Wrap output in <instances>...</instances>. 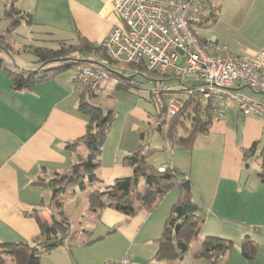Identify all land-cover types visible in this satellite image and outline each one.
Masks as SVG:
<instances>
[{"label":"crops","instance_id":"0c3cea01","mask_svg":"<svg viewBox=\"0 0 264 264\" xmlns=\"http://www.w3.org/2000/svg\"><path fill=\"white\" fill-rule=\"evenodd\" d=\"M7 1L0 0V24L5 22V28L9 27L10 20L1 12L4 13ZM12 3L17 9L31 14L33 24L26 25L38 27L41 33H49L53 38L58 35L59 40H68L67 36L75 40L81 35L100 45L113 26L120 23L113 0H14ZM211 4L216 22L222 19L227 32L232 34L218 37L224 48L233 54L250 57L264 48V0H219L218 4ZM23 50H26L25 46ZM85 59L104 67L103 60L99 61L97 57ZM62 66V63H54L47 68L42 65L27 69L15 62V67L6 66L9 70L0 68V264L27 263L25 255L5 246H37L39 250H45L41 243L60 240V244L39 253L35 264H103L106 260H119L125 254L131 264H177L178 259H183L189 252L191 244L179 257L168 242L159 240L179 198L178 188L167 193L151 211L137 201L140 207L131 215L111 208L99 210L97 200L91 195L93 188L103 189L116 178L133 172L130 166L124 165L123 158L137 149L131 148L132 143L121 149V133L112 135L109 130L101 151L93 154V165L89 169L96 174L92 168L100 166L96 175L101 183L86 190L71 187L73 190L66 193L63 189L59 192L53 189L52 179L70 172L74 159L86 157L87 161L93 153L85 137L91 116L82 108V103L86 102L83 101L84 87L79 88L72 82L74 65L67 70H61ZM19 68L38 73L29 88L16 91L11 70L18 71ZM167 84L168 81L163 86ZM233 87L240 92L244 88L237 83ZM252 90L264 95L256 88ZM94 93L96 96V91ZM241 93L264 102V96ZM241 114L232 106L219 120L235 116V122H242L244 133L240 142L235 134L226 132L222 137L221 133L224 142L220 160L208 156L200 165L203 175L197 180L203 187L194 184L193 165L185 172L173 158L167 163L168 160L152 159L154 153L149 156L157 168L170 164L191 180L193 189L194 185L197 187L192 190V200L198 193L203 201H209L205 210L199 207L202 211L199 213H204L205 219L196 239L202 237L204 231L205 236L229 241L227 252L215 258L200 255L203 249L196 251L194 255L198 262L208 259L210 264H264V172L259 160L257 170L249 164L243 166L244 161L255 157L264 134V120L260 116L244 115L246 117L241 121ZM213 122L214 119L209 132L200 134L208 136ZM134 130L139 131L143 135L140 140H144L145 130L139 124L134 123ZM114 137H118V141ZM107 146L111 150L105 153ZM209 181L214 182V189L211 199H206L203 191ZM50 189L54 190L53 195ZM154 202L155 196L150 195L148 205ZM62 216L65 219H61ZM73 227L79 235L77 241L66 237ZM246 237L256 248L251 257L245 256L241 249Z\"/></svg>","mask_w":264,"mask_h":264},{"label":"built area","instance_id":"2783aa9c","mask_svg":"<svg viewBox=\"0 0 264 264\" xmlns=\"http://www.w3.org/2000/svg\"><path fill=\"white\" fill-rule=\"evenodd\" d=\"M113 5L120 23L100 46L115 63L144 64L186 84L168 100L170 117L184 107L186 99H194L210 104L216 120L223 119L232 106L243 115L264 120V102L233 87L237 83L264 93V48L253 57L233 54L216 37L200 35L198 28L214 16L210 0H113ZM181 57L183 64H179ZM110 76L103 67L78 63L72 82L89 89L92 97ZM154 98L160 102L161 93L155 92ZM262 140L264 144V134ZM103 264H131V259L125 254Z\"/></svg>","mask_w":264,"mask_h":264},{"label":"rangeland","instance_id":"374dc122","mask_svg":"<svg viewBox=\"0 0 264 264\" xmlns=\"http://www.w3.org/2000/svg\"><path fill=\"white\" fill-rule=\"evenodd\" d=\"M211 3H217L219 0H210ZM2 16H3V12ZM200 35H204L206 37H211L212 35L215 36L217 39L220 36H232L231 33L227 32V26L224 21L216 22L215 16L208 20L203 27L198 28ZM0 33L2 34L3 40L8 45L12 46V50L10 53L1 49L0 46V56L4 58L7 65L14 66L15 62L23 68L33 69L35 67H40L43 65V68L51 67L54 63H61L62 60H56L49 63H40L37 62V57L32 51L23 50L24 46L26 48L36 47L38 45H49V46H58V42H54L53 39H58V35L51 37L48 35L41 34L40 28L38 27H31L23 24H17L14 26H10L5 28V22L2 21L0 24ZM53 38V39H52ZM68 40L70 36H67ZM247 40V39H245ZM220 45L223 46L222 42L219 41ZM21 46L23 48H21ZM29 48V49H30ZM235 52H241L239 50H235ZM244 53V52H243ZM54 62V63H53ZM84 64H88L93 68H99L100 65L93 60L88 61L87 63L83 61ZM184 58L181 57L179 60V64H183ZM104 64L103 67L107 71L110 72V77L108 79H104L100 82L99 86L96 89V96L91 97V91L89 89L84 90L83 101H86L84 106H88V109L100 108V117H103L106 121L110 120V134L114 133H121V142L122 146L121 149L127 147L126 144H131L132 149H139L141 147V142L143 144H148V147H145V153L149 150H152L154 155L152 159H158L159 161H166L167 163H171V159H175V161L179 164L182 168L181 171H188L189 167L193 165V177L195 180V185H201L202 182L198 181L197 178H202L203 171L201 166L203 164V160L206 157H213L214 160L219 161L220 157L219 153L223 150L222 144L224 140L220 138L222 133L225 134L226 132L230 133V135H236V138L239 142L242 140L243 136V127L242 122H235L236 117H230L229 119H225L223 121H216L214 119L213 125L211 127V132L208 136L204 134H200L196 140L194 150H189L188 152L184 147H175L177 145H171V141L167 138L168 128L170 126V115L168 114V100L170 99L171 95L174 93L179 94V90L184 88L183 82L178 80H170V78L166 77L165 74L162 75L160 73H156L151 71L146 67L144 64H126V63H109L102 61ZM141 66V67H139ZM124 72V74H123ZM123 74L125 78H123L120 74ZM151 77V78H150ZM169 79V80H164ZM157 80V81H155ZM168 83L165 86L166 82ZM191 82H187L189 85ZM131 85V87L129 85ZM161 93V103L158 102L154 98L155 92ZM251 93L255 96L262 97L264 95L260 94L258 91L253 92L254 90L244 87L242 88L241 92ZM89 95V98H88ZM98 107V108H97ZM186 105L177 112V116L181 113L183 109H185ZM175 115V116H176ZM174 117V116H173ZM246 116L240 115L241 121ZM234 118V119H232ZM234 120V121H233ZM134 123L139 124V127L145 130L144 140L142 139V135L139 131L134 130ZM175 125V124H174ZM186 125L190 126L191 121H186ZM177 127V126H175ZM95 129L98 130V127ZM179 132L184 134L186 127L179 125L177 129ZM107 135V134H106ZM115 140L118 137H114ZM263 136H261L260 143L255 150V156L264 155V144H263ZM118 141V140H117ZM167 141L168 144L167 145ZM195 142V141H194ZM145 146V145H144ZM175 147V149H171V147ZM84 150V149H83ZM90 150V147H89ZM111 149L109 146L106 147L105 153H108ZM192 151V152H191ZM152 155V154H151ZM120 154L119 157H121ZM255 157L244 161V168L247 164L250 167L256 170L259 169L257 159ZM86 157H81L79 159H74V163L72 165V169L70 172L65 173L63 176L56 177L52 179L51 185L53 184V189L57 191V188L63 189L62 191L71 190V187L79 188V183L83 180H86L88 177V173H90L89 166L86 165ZM120 159V158H119ZM124 162V158H123ZM260 163V162H259ZM99 165H95L92 169L95 170L96 174L99 173ZM168 168H172L171 165H163L161 170H166ZM130 172H128L129 174ZM44 181V180H43ZM146 178H142L138 185V193L144 191V187L146 186ZM46 183V182H44ZM97 183H101L98 179L94 185ZM48 184V183H47ZM50 185V184H49ZM93 185V187H94ZM194 185L195 189L197 187ZM214 189V182L209 181L207 182L204 195L206 199H211L212 191ZM54 190L50 189V194H54ZM73 190V189H72ZM81 190V189H79ZM64 193V194H65ZM195 194V193H194ZM154 195V194H150ZM150 195L145 197V200H136L138 202H142V204L148 202V198ZM195 199H193L194 203L197 204L202 209H206V206H209V201H203V199L198 195L195 194ZM139 199V198H138ZM156 199V197H155ZM62 200V199H61ZM60 200V201H61ZM153 204V203H150ZM148 205V203H147ZM197 211V213L202 211ZM62 214V213H61ZM204 214V213H203ZM199 215V214H197ZM61 219H65L63 216ZM204 222V221H203ZM203 224V223H202ZM202 224H200V229ZM197 227V226H196ZM67 238H71V241H77L79 238L77 230L73 227V230H70L66 233ZM179 237L186 239L189 242V252L185 254L183 259H178L177 264H210L205 259H200L199 262L195 257V252L203 249L204 241L210 237L205 236L206 233L202 231V237L193 240L192 233L188 230L187 227H183L179 230ZM195 238V237H194ZM193 240V241H192ZM218 250L215 251L217 253ZM210 255V253H203V255L207 257H214L218 256L216 254ZM167 258V257H166ZM166 258H159L160 260H167ZM168 261V260H167Z\"/></svg>","mask_w":264,"mask_h":264},{"label":"trees","instance_id":"16d2710c","mask_svg":"<svg viewBox=\"0 0 264 264\" xmlns=\"http://www.w3.org/2000/svg\"><path fill=\"white\" fill-rule=\"evenodd\" d=\"M12 2H14V0L7 1L4 11L5 17L10 20L9 27L21 22L27 23L28 25L33 24L31 14L17 9ZM45 34L51 36L49 33ZM53 41L58 42V46L38 45L35 48H26V50L32 51L37 57V62L40 63L62 60L61 63L63 66L60 68L61 70H67L73 65L84 63L83 61H86L85 57L87 58V56L97 57L99 58V61L103 60L105 62L115 63L108 57L106 50L102 46L91 43L84 36L78 35L75 40L53 39ZM0 46L1 49L7 53H10L12 50V46L4 42L2 35H0ZM5 62L4 58L0 56V68L9 70V68L7 69L6 67L7 63ZM36 73H38V71H25V69L22 68H19L18 71L11 70L13 89L17 91L29 88L32 78H34ZM123 74L121 73L122 77L125 78ZM42 77H45V75H42ZM84 90L85 88L83 91ZM94 95L95 94L92 96L95 97ZM84 104L86 103H82V108L88 111L91 116L88 132L85 136L87 137L86 142L89 143L93 151L92 155H90L85 162L86 165L90 167V165H93L91 162L93 154H98L101 151V146L110 129L111 122L110 120L106 121L103 117L99 116L100 108H92L91 110L88 109V106L85 107ZM185 105V109H183L178 116L176 115L170 119L167 138L171 141V145H179L188 150H192L195 137L200 133L209 132V126L213 120V110L210 104L202 105L201 103H197L194 99H186ZM188 120L191 121L190 126L186 125V121ZM179 125L186 127L184 134L181 133V131L179 132L176 130ZM96 127H98V130L95 129ZM148 144H142L139 149L124 157V165L130 166L133 170L131 175L116 178L111 184L106 185L103 189H96L93 188V185L98 180V177L94 172H90L88 173L87 179L79 183V189L86 190L89 187L93 188L91 195L97 200L99 210L111 208L131 215L135 213L138 207H140L137 204V200H145L147 195H150L151 193L154 194L156 197L155 204H142L145 208L151 211L160 203L167 193L178 188L180 190L179 198L172 208L171 215L165 227V232L159 242H168L172 246L173 252L180 257L188 251L189 242L186 239L177 236L179 230L183 227H187L193 235L192 239L194 237L196 239L200 232L199 225L203 223L205 217L203 213L197 212L195 214H183L184 205L194 203L192 200L193 184L191 180L178 169L168 168L166 170H161L151 163L149 156L153 151L149 150L147 153L144 152L145 147H148ZM255 158L260 161L262 172H264V155H257ZM142 178L147 179L146 186L143 192L138 193V185ZM187 180L191 184V189H186L183 186L184 182ZM37 184L42 185V183L38 181ZM59 189L60 188H57L58 192L60 191ZM177 225L178 228L176 230ZM55 234H57V231ZM60 243L61 240L41 243V247L43 246L45 250H39L37 246H20L16 248L11 245L12 247H5H10L13 252L25 255L27 258L26 264H35L36 256L39 253L46 252L50 247ZM229 247V241L220 237L210 236L204 241L203 252H201L200 255H203V253H210V255H213L216 250H218V252L215 253L216 255L224 254ZM241 249L243 254L247 257H251L256 250L252 241L248 237L243 240Z\"/></svg>","mask_w":264,"mask_h":264},{"label":"water","instance_id":"95a60500","mask_svg":"<svg viewBox=\"0 0 264 264\" xmlns=\"http://www.w3.org/2000/svg\"><path fill=\"white\" fill-rule=\"evenodd\" d=\"M88 61L89 60H86L85 62L87 63ZM183 186L186 189H191V184L188 180L184 182ZM198 210H199V206L197 204H186L183 207V214H195ZM177 228H178V225L176 226V230Z\"/></svg>","mask_w":264,"mask_h":264}]
</instances>
